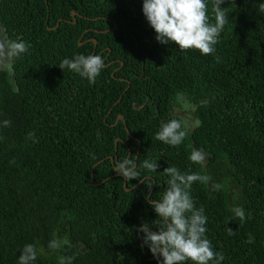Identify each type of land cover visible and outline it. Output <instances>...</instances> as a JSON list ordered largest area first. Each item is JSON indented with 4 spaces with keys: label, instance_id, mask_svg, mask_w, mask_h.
Wrapping results in <instances>:
<instances>
[{
    "label": "trees",
    "instance_id": "obj_1",
    "mask_svg": "<svg viewBox=\"0 0 264 264\" xmlns=\"http://www.w3.org/2000/svg\"><path fill=\"white\" fill-rule=\"evenodd\" d=\"M262 4H223L227 23L205 56L160 44L142 0H0L4 32L31 44L14 78L0 72V264H18L28 243L38 249L35 264H59L61 256L72 264H157L137 229L148 223L156 231L145 196L153 183L150 199L162 198L171 166L211 177L190 194L205 209L222 264H264ZM89 37L98 45H81ZM107 48L115 63L94 84L59 68ZM179 91L197 105L200 125L171 147L155 134ZM193 148L206 154L203 167L188 159ZM124 159L137 165L138 180L115 172ZM145 160L158 170L143 169ZM211 183L223 187L212 192ZM53 239L68 243L51 250Z\"/></svg>",
    "mask_w": 264,
    "mask_h": 264
},
{
    "label": "clouds",
    "instance_id": "obj_2",
    "mask_svg": "<svg viewBox=\"0 0 264 264\" xmlns=\"http://www.w3.org/2000/svg\"><path fill=\"white\" fill-rule=\"evenodd\" d=\"M228 0H213L212 11L215 23L209 20L208 0H142V11L149 26L156 33V40L162 45H174L180 52L198 50L201 55H211L216 51L215 45L227 23L226 8L221 7ZM264 11V4L261 5ZM31 44L23 39L10 38L4 29L0 28V72L9 78L15 77V65L28 53ZM59 68L79 75L90 84H94L104 69V60L100 55L79 54L73 58H65ZM17 90V89H14ZM206 101H200V106H206ZM174 110L178 113H195L197 105L183 91L175 95ZM7 127L11 121L4 120ZM200 121L194 122L183 115L161 123L155 134V139L171 147L183 144L188 131L198 127ZM34 136V134H30ZM99 136V134H98ZM93 159L95 157L93 156ZM188 159L192 164L204 166L206 154L193 148ZM115 172L126 181L138 180V167L130 159L115 164ZM143 169L156 172L159 163L156 160H145ZM164 173L169 177L166 181L162 198L150 199L153 183L148 186L149 192L145 196L146 202L151 204L157 218L156 231L148 223H143L137 229L142 233L143 246L146 247L157 264H222L224 256L216 252L207 238L208 217L203 206L197 208L191 190L194 183L208 184L209 175L197 172H181L175 166L168 167ZM151 180L145 176L144 180ZM222 185L211 183L212 192L220 191ZM235 215L244 219V210L240 207L233 209ZM232 234L231 229L229 235ZM67 240L53 239L48 248L58 250ZM17 258L18 264H35L39 252L35 244H25ZM73 257H59V264H72Z\"/></svg>",
    "mask_w": 264,
    "mask_h": 264
},
{
    "label": "flooded vegetation",
    "instance_id": "obj_3",
    "mask_svg": "<svg viewBox=\"0 0 264 264\" xmlns=\"http://www.w3.org/2000/svg\"><path fill=\"white\" fill-rule=\"evenodd\" d=\"M46 1H47V0H46ZM73 13H75V15H73ZM71 15L73 16V18H75L78 14H77V12L73 11V12L71 13ZM60 22H61V20L58 22V25H57V26H59ZM57 26H56V27H57ZM0 28H2L1 24H0ZM2 29H3V28H2ZM88 32H89V31H87L86 33H88ZM104 32H106V31H104ZM83 36H84V35H82L81 38H83ZM92 40H93V42H94L95 39L89 37L88 39L85 40L84 43H81V45H83V44H85V43H87V42H89V41H92ZM94 43H95V42H94ZM96 45H98V42L95 43V46H96ZM108 50H109L108 48H107V49H103V50H99V52H97V50H96V51L94 50V51H93V54H92V55H95V54L97 53L98 55L102 56V58H103V60H104V66H106V67H110L112 64L115 63L114 60H110V54H108V55H104V53L107 52ZM109 51H110V50H109ZM106 61H107V62H106ZM121 80H122V79H121ZM123 81H124V80H123ZM174 108H175L174 105L170 108V110H169V115H168V117H166V120L173 119V118H178V117L181 116V115H183V116H185V117H187V118H190L193 122L196 120V118L198 119V117L195 115V113H191V114H189V113H178V112H176V111L174 110ZM198 120H199V119H198ZM196 128H198V127H192V128H190V129H189V132H190V133H193L194 130H195Z\"/></svg>",
    "mask_w": 264,
    "mask_h": 264
},
{
    "label": "water",
    "instance_id": "obj_4",
    "mask_svg": "<svg viewBox=\"0 0 264 264\" xmlns=\"http://www.w3.org/2000/svg\"><path fill=\"white\" fill-rule=\"evenodd\" d=\"M46 2H47V1H46ZM73 15H75V13H73ZM47 24H48V20H47ZM122 80H124V79H122ZM124 81H126V80H124ZM120 119H123V117L121 116ZM196 120H197V118H196ZM199 121H200V120H199Z\"/></svg>",
    "mask_w": 264,
    "mask_h": 264
},
{
    "label": "rangeland",
    "instance_id": "obj_5",
    "mask_svg": "<svg viewBox=\"0 0 264 264\" xmlns=\"http://www.w3.org/2000/svg\"><path fill=\"white\" fill-rule=\"evenodd\" d=\"M55 28H56V27H54V28H49V29H55ZM94 42L97 43V40H94ZM122 81H123V80H122Z\"/></svg>",
    "mask_w": 264,
    "mask_h": 264
},
{
    "label": "bare ground",
    "instance_id": "obj_6",
    "mask_svg": "<svg viewBox=\"0 0 264 264\" xmlns=\"http://www.w3.org/2000/svg\"><path fill=\"white\" fill-rule=\"evenodd\" d=\"M224 195V194H223Z\"/></svg>",
    "mask_w": 264,
    "mask_h": 264
}]
</instances>
